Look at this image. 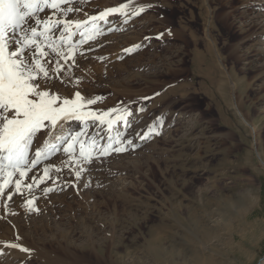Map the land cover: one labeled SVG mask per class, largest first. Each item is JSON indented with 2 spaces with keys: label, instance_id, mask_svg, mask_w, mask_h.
Wrapping results in <instances>:
<instances>
[{
  "label": "rangeland",
  "instance_id": "obj_1",
  "mask_svg": "<svg viewBox=\"0 0 264 264\" xmlns=\"http://www.w3.org/2000/svg\"><path fill=\"white\" fill-rule=\"evenodd\" d=\"M121 4L128 7L110 13L94 39L78 44L64 84L56 87L64 97L79 91L101 98L88 106L98 112L132 110L129 125L109 132L89 121L80 137L105 145L119 132L126 150L93 153V163H82L77 145L71 165L61 167L68 161L61 149L28 172L22 194L14 191L15 174L0 195V264H97V258L98 264L106 258L109 264H160L155 252L161 264H259L264 0H72L62 7L80 11L59 18L86 19ZM141 5L144 11L132 15ZM67 127L81 131L76 121ZM46 164L54 166L49 176L33 184ZM45 187L53 191L45 194ZM160 221L167 226L162 233Z\"/></svg>",
  "mask_w": 264,
  "mask_h": 264
},
{
  "label": "snow or ice",
  "instance_id": "obj_2",
  "mask_svg": "<svg viewBox=\"0 0 264 264\" xmlns=\"http://www.w3.org/2000/svg\"><path fill=\"white\" fill-rule=\"evenodd\" d=\"M71 4L72 0H0V175L4 177L0 183V195H5V187L13 182L11 178L17 173L19 178L14 182V191L22 194L23 178L28 172L61 149L68 156L67 162L61 161V167L71 165L72 158L77 155V145L82 163H93V153L97 157H106L110 152L126 150L119 132L114 143L105 145L80 137L87 134L84 125L89 121L105 125L109 132L117 124L129 125L130 117L134 115L132 110L112 108L98 112L88 106L101 98L85 97L79 91L64 97L56 85L64 84L63 73L67 70L68 60L75 61L78 44L94 39L101 31L99 23L110 13L120 12L128 5L121 4L119 8H109L86 19H60L61 15L67 17L73 11H80L72 6L62 7ZM46 9L54 11L42 18L40 14ZM142 11L144 6L141 5L133 9L132 15ZM77 35L82 39L74 41L73 37ZM137 111L142 112L144 108ZM162 120L163 116L153 123ZM71 121L79 122L81 131L73 132L67 127ZM148 128L154 130L153 124ZM127 143L131 145L132 141ZM33 146L35 153L30 155ZM53 167L46 164L43 176L39 179L32 177L33 184L42 183ZM59 171L56 168V172ZM75 175L79 178L80 170ZM33 184L26 187L31 189ZM43 191L47 194L53 189L45 187ZM6 195L9 200L13 199L11 190ZM27 205L31 210L33 201L28 200ZM10 246L20 247L18 244ZM21 250L28 251L26 248Z\"/></svg>",
  "mask_w": 264,
  "mask_h": 264
},
{
  "label": "bare ground",
  "instance_id": "obj_3",
  "mask_svg": "<svg viewBox=\"0 0 264 264\" xmlns=\"http://www.w3.org/2000/svg\"><path fill=\"white\" fill-rule=\"evenodd\" d=\"M139 0H136V2H138ZM10 36L12 35V34H9ZM92 165V164H91ZM91 165H86V170H88V169H93V167L91 166ZM94 166V165H93ZM160 226H159V232H165L166 230H165V228H167V226L162 222V221H160ZM160 242H161V239H160V237L158 236L157 238H155V239H152L151 240V243L152 244H154L155 246L157 245V246H160ZM93 247V246H92ZM95 248V247H94ZM64 250V249H63ZM90 250V249H89ZM96 250H98V249H96ZM95 251V250H94ZM160 251V250H159ZM91 252L92 251H90V254H91ZM82 253V252H81ZM89 253V252H88ZM100 253H101V251H100ZM156 253H158V252H155V255H156V259H155V262L157 261L158 263H162V261L164 260V259H162V258H160V257H158V254H156ZM64 254L65 255H63V256H70L71 258H73L72 257V255H73V253H72V255H70L71 254V252L70 251H68V250H64ZM79 254V253H78ZM83 254V253H82ZM93 254V253H92ZM48 255H50V254H48ZM80 255V254H79ZM79 255H74V257L75 258H77ZM84 255H85V252H84ZM87 255V254H86ZM97 255V254H96ZM102 255V254H101ZM58 256H60V255H58ZM57 255H53V256H50L49 258H51L52 259V261H55V260H60V261H62L61 259H62V257L60 256V257H58ZM77 256V257H76ZM82 258H83V255H80ZM97 256H99V255H97ZM103 256V255H102ZM105 256V255H104ZM66 258V257H65ZM74 258V261L76 260ZM80 258V257H79ZM88 258V257H87ZM97 258V257H96ZM95 257H94V260L96 259ZM107 259L108 258H106V262L104 261V260H102L101 262H105V263H107L108 261H107ZM80 260V259H79ZM81 260H83V259H81ZM80 260V261H81ZM78 261V260H77ZM100 262V259L99 258H97L96 259V262ZM98 262H97V264H98ZM103 262V263H104ZM64 263H66V262H64ZM74 263V262H73ZM102 263V264H103ZM264 263V258H262V260L260 261V263L259 264H263ZM108 264H109V262H108Z\"/></svg>",
  "mask_w": 264,
  "mask_h": 264
}]
</instances>
